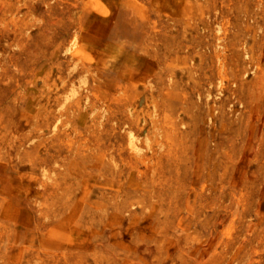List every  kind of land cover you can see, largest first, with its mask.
I'll return each instance as SVG.
<instances>
[{
    "label": "rangeland",
    "instance_id": "rangeland-1",
    "mask_svg": "<svg viewBox=\"0 0 264 264\" xmlns=\"http://www.w3.org/2000/svg\"><path fill=\"white\" fill-rule=\"evenodd\" d=\"M4 67L81 114L0 120V264H264V0H0Z\"/></svg>",
    "mask_w": 264,
    "mask_h": 264
},
{
    "label": "bare ground",
    "instance_id": "bare-ground-1",
    "mask_svg": "<svg viewBox=\"0 0 264 264\" xmlns=\"http://www.w3.org/2000/svg\"><path fill=\"white\" fill-rule=\"evenodd\" d=\"M20 52V51H18ZM17 52V53H18ZM7 63H13L14 66L21 71H24L25 63L19 59L18 55L13 56L12 60H6ZM30 72H26L20 79L15 78L14 74L7 71L4 67V72L0 73V120L6 118L10 111H13L17 117L16 128H21L30 123H47L50 118L54 117L59 122L58 125H67L66 128L60 130L62 134L68 135L70 128L76 129L77 117L81 114L79 105L76 101L63 102L60 104L59 100H56L55 105L50 103L51 92L49 90L42 89L39 83L35 82ZM15 82V83H14ZM32 82L35 86H26L27 83ZM35 83V84H34ZM6 87L9 88L6 91ZM22 91V93H20ZM40 99L44 102H49L50 105L47 107L46 104L42 106V110L38 111L34 107V102H39ZM60 105L59 108L57 106ZM79 120V119H78ZM58 125L56 127H58ZM80 129L78 128V132Z\"/></svg>",
    "mask_w": 264,
    "mask_h": 264
}]
</instances>
